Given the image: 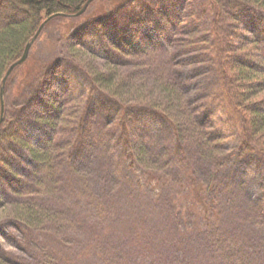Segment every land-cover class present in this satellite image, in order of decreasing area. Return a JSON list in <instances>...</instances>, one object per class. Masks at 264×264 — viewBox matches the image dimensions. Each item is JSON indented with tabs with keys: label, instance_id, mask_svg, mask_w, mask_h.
Masks as SVG:
<instances>
[{
	"label": "rangeland",
	"instance_id": "obj_1",
	"mask_svg": "<svg viewBox=\"0 0 264 264\" xmlns=\"http://www.w3.org/2000/svg\"><path fill=\"white\" fill-rule=\"evenodd\" d=\"M191 3L214 17L209 0ZM189 4L93 0L80 15L46 22L27 63L13 69L4 100L14 126L53 158L38 163L27 146L1 131L0 264H264V153L239 148L241 135L214 65L186 61L175 50V17L186 19ZM224 8L235 30L264 51L252 14L234 1ZM104 65L121 75L131 99L123 103L93 87ZM160 81L188 85L186 108L178 105V113L196 101L202 107L203 124L191 125L184 155L171 121L136 102L138 91L155 93L152 102L167 101L157 90ZM124 111L129 148L119 125ZM82 113L86 130L76 138L69 123ZM209 121L214 129L205 126ZM211 130L223 137L222 147L215 148ZM191 171L203 185L202 201ZM23 206L35 213L20 220L15 210Z\"/></svg>",
	"mask_w": 264,
	"mask_h": 264
},
{
	"label": "trees",
	"instance_id": "obj_2",
	"mask_svg": "<svg viewBox=\"0 0 264 264\" xmlns=\"http://www.w3.org/2000/svg\"><path fill=\"white\" fill-rule=\"evenodd\" d=\"M189 1L190 4L186 7V9L190 7L188 17L180 22V16L175 17L174 26L176 28L174 36H178L179 39L175 50H180L181 56L186 61L190 62L189 58L193 57L196 61H209L214 65L221 96L230 109L238 127V133L241 135L239 148L241 150L257 149L264 153V51L260 48V42L250 37L248 38L239 28L235 30L236 26L233 24V17L228 16L226 8H224V4L225 6L226 4H231V1L242 4L259 25L264 40V0H209L211 7L216 11L211 20L207 14L203 16L202 13H199L198 3L193 5L191 0ZM86 2L87 0H0V89L3 78L10 66L23 56L27 43L34 37L46 18L57 13L67 18L70 14L81 10ZM4 6H10L12 9L5 11L3 10ZM186 11L188 12V10ZM160 19L170 23L174 21V18L170 19L166 15H161ZM209 20L211 23H209ZM64 27L65 32L68 24ZM27 59L19 66L25 65L28 61ZM179 64L182 63L179 62ZM112 71L114 72L113 74H111ZM10 76L7 82L10 80ZM120 78L121 75L115 69L106 65L105 69L95 72L92 78L93 87L106 90L113 98H121L124 103V99L134 94L131 93V89L125 90L123 79ZM156 87L159 93H164L167 96V101L158 99L159 101L152 102L151 98L155 93L149 92L139 96L138 91L136 102L143 106H150L151 104L154 109H158L171 121L177 135L176 148L178 152H182V155H184L185 137L191 125L193 123H196V125H199V123L203 124L201 122L203 120L202 115L200 114L202 107L196 101L194 106L190 105L191 108L185 109L183 98L188 89L187 84L185 86L186 91L179 84L171 83V81H160V86ZM135 88L140 90V85H136ZM135 88L132 89L134 90ZM187 98L192 101L196 97L189 96ZM129 99L131 98L128 97L127 100ZM178 105L185 107L179 110L180 113L176 109V107L180 108ZM123 106L127 107L125 104ZM8 111L6 109L4 111L0 123V133L6 130V137L16 139L23 143L24 146H27L38 163L45 164L47 160H52L53 157L49 156L44 148L41 154V148L34 146L28 140L29 138L23 132L22 127L19 125L14 126L16 121L9 117ZM125 112L120 119L119 125L122 129V144L129 148L130 125ZM43 113L39 114L40 121L44 120ZM198 115L200 116L198 117ZM1 116L2 105L0 97V120ZM194 116L196 120L193 119ZM70 120L69 126L71 124L76 126V128L73 127L76 129L75 137L84 136L86 130L84 114L77 115L76 119L71 118ZM45 123L47 127L53 126L46 121ZM213 125H215L214 122L209 121L205 126L209 129H214ZM62 129L65 131L69 130L67 127ZM211 131L214 134L209 132L207 134L213 140L215 148L222 147L221 141L223 137L217 136L216 130ZM202 136L201 134V139ZM59 142L61 143L60 140ZM71 147L67 148L70 155L73 152ZM128 155L132 156L131 152ZM189 174L196 198L202 201L204 199L201 193L203 185L192 171ZM15 211L17 218L20 220H24L27 215L31 217L35 213L29 206H23V208Z\"/></svg>",
	"mask_w": 264,
	"mask_h": 264
},
{
	"label": "water",
	"instance_id": "obj_3",
	"mask_svg": "<svg viewBox=\"0 0 264 264\" xmlns=\"http://www.w3.org/2000/svg\"><path fill=\"white\" fill-rule=\"evenodd\" d=\"M92 0H87V2L85 3V5L83 6V8L81 10H79L78 12L74 13L75 15H80L82 14L89 6L90 2ZM57 14H54V15H51L49 16L43 23L42 25L40 26V28L38 29L37 33L34 35V37L27 43L26 45V48H25V51L23 53V56L18 60L16 61L15 63H13L8 72L6 73L5 77L3 78V82H2V86H1V89H0V97H1V105H2V116H1V120H0V123L2 121V118H3V115H4V111H5V100H4V90H5V87H6V81H7V78L9 77V75L11 74L12 70L19 64H21L22 62H24L28 55H29V52H30V49H31V46L32 44L35 42L36 38L39 36L40 32L42 31L43 27L45 26L46 22L53 16H55Z\"/></svg>",
	"mask_w": 264,
	"mask_h": 264
},
{
	"label": "bare ground",
	"instance_id": "obj_4",
	"mask_svg": "<svg viewBox=\"0 0 264 264\" xmlns=\"http://www.w3.org/2000/svg\"><path fill=\"white\" fill-rule=\"evenodd\" d=\"M62 14H65V13H62ZM57 15H59V16H60L61 14L57 13ZM57 15H55V16H57ZM46 19H47V18H46Z\"/></svg>",
	"mask_w": 264,
	"mask_h": 264
}]
</instances>
